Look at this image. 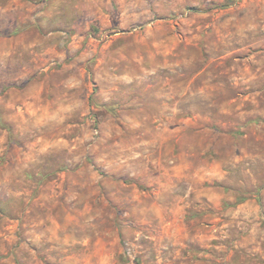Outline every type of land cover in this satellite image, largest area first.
I'll use <instances>...</instances> for the list:
<instances>
[{"label": "rangeland", "instance_id": "374dc122", "mask_svg": "<svg viewBox=\"0 0 264 264\" xmlns=\"http://www.w3.org/2000/svg\"><path fill=\"white\" fill-rule=\"evenodd\" d=\"M44 2L0 0V264H264V0Z\"/></svg>", "mask_w": 264, "mask_h": 264}, {"label": "clouds", "instance_id": "9594fccd", "mask_svg": "<svg viewBox=\"0 0 264 264\" xmlns=\"http://www.w3.org/2000/svg\"><path fill=\"white\" fill-rule=\"evenodd\" d=\"M47 3V0H45L44 3H37L36 7L38 8H45ZM119 3L123 5V0H119ZM108 7L111 9V0H107V4L101 5L99 0H84L83 2V7H96L97 11L100 10V7ZM38 15H44V16H49L50 13L48 11H44L41 13H38ZM103 23L105 25L109 24L108 17L103 14V12L100 13ZM112 20L113 21H118L120 22V26L124 27L125 25H130V22L125 19L124 17L117 15L116 13L112 14ZM13 65H15L16 61H12ZM96 69L98 70L97 75L104 76L106 78H114V77H109V71L111 69H108V66L104 60H101L100 63L96 65ZM22 72L26 73L27 69H21ZM22 82V81H21ZM82 83V81L77 82ZM72 85L68 84L67 82L64 83L65 88H69ZM54 106L53 114L48 117L47 120H42L40 118H37L33 121V128L36 129L37 131L40 129L42 125H47L49 121H55V125L58 126L59 124L63 123V121L70 116L76 109L82 108L84 105L82 102H79L75 96H57V98L52 102ZM36 132H33V135H36ZM37 144L40 143L39 140L36 141Z\"/></svg>", "mask_w": 264, "mask_h": 264}]
</instances>
